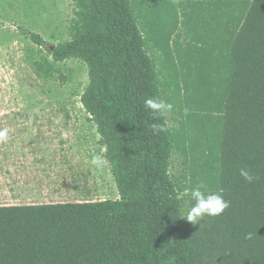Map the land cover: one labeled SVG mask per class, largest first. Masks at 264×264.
Returning a JSON list of instances; mask_svg holds the SVG:
<instances>
[{"label": "trees", "instance_id": "16d2710c", "mask_svg": "<svg viewBox=\"0 0 264 264\" xmlns=\"http://www.w3.org/2000/svg\"><path fill=\"white\" fill-rule=\"evenodd\" d=\"M179 1L73 0L70 41L29 35L47 52L39 76L87 65L81 103L120 198L0 206V264H264V0ZM153 97L173 104L172 127L145 106ZM199 183L230 207L193 225L194 202L178 197Z\"/></svg>", "mask_w": 264, "mask_h": 264}, {"label": "rangeland", "instance_id": "374dc122", "mask_svg": "<svg viewBox=\"0 0 264 264\" xmlns=\"http://www.w3.org/2000/svg\"><path fill=\"white\" fill-rule=\"evenodd\" d=\"M74 13L73 0H0V118H36L35 125L49 127L51 133L41 144L42 149L45 145L49 151L43 160L33 152L34 137L19 146L31 149L32 154L23 152L24 160H18V166L24 171L15 180L13 171L4 163L10 151L6 148L10 146L3 142L0 147V206L120 198L109 163L103 168L90 163L92 155H104L105 148L96 125L81 103L89 84L87 65L80 60H69L56 64L48 77L39 76L34 66L35 61L47 56V52L36 46L29 35H40L47 47L54 49L72 39ZM178 14L181 15L180 10ZM174 113L173 109L167 115L171 127L175 123ZM170 172L175 182L181 186L186 183L183 159L177 151L173 154ZM16 184H30L33 188L19 190L12 186Z\"/></svg>", "mask_w": 264, "mask_h": 264}, {"label": "clouds", "instance_id": "9594fccd", "mask_svg": "<svg viewBox=\"0 0 264 264\" xmlns=\"http://www.w3.org/2000/svg\"><path fill=\"white\" fill-rule=\"evenodd\" d=\"M145 106L156 113L158 117H166L172 112L174 107L173 104L158 97L147 99L145 101ZM152 127L156 132L167 130L160 124H153ZM8 138L9 130L7 128H0V143L5 142ZM104 151H106V148ZM90 163L96 168H103L107 165L108 160L102 154H93ZM239 174L247 183H252L256 179L255 175L247 169H240ZM189 195L190 202L194 203H191V206L187 208L186 214L182 218H186L187 221L193 225L198 224L199 220L205 216H220L230 207V202L224 198L222 191H211L203 183H199L190 189H185L178 198L183 199L185 196ZM251 238L252 233H247L245 235V239Z\"/></svg>", "mask_w": 264, "mask_h": 264}, {"label": "crops", "instance_id": "0c3cea01", "mask_svg": "<svg viewBox=\"0 0 264 264\" xmlns=\"http://www.w3.org/2000/svg\"><path fill=\"white\" fill-rule=\"evenodd\" d=\"M172 2L174 4L180 3L179 0H176V2L174 0H172ZM153 9H154L153 4L148 3V7H146V9L144 10L145 17L148 14V11L153 10ZM160 22L161 21L157 18L147 17L146 19H144L142 21V24H143V26L148 28V26H150V27L158 26ZM10 123L16 124V126H7ZM36 123H37L36 118L28 119V120H22L19 117L18 118H10V119L0 118V128H7L9 130V138L5 141V144L7 146H10L9 148H6L7 150H10V151H9V153H7V155L9 157H6V160H4V163L8 165V167H7L8 169L13 171V179L14 180L19 179L21 174L24 171L22 168H19V166H18L19 165L18 160H20V159L24 160V158L22 157L23 152H25V151L30 152V153L32 152V150L27 148V147L20 148L19 147L20 145H23L24 143H26V141H27V143H29V141L31 140V137H34V143H35V147L33 149L34 154L39 155V157H40L39 159L43 160V158L46 156V152H49V151H46L45 145H44V148L42 149L41 144H42V142L47 141V135L51 134L49 132L50 129H49V127L36 126L35 125ZM39 123L41 124L43 122H39ZM21 124H25V125L22 126ZM22 135H23V137H22ZM1 146H3V143H0V147ZM33 160H31L30 163H32ZM12 186H14L15 188H17L19 190H21L23 188H25V189L33 188V186H31L30 184L29 185L16 184V185H12ZM42 187L46 188V185L43 184ZM26 192L29 193L28 191H26ZM86 202H89V201H86ZM2 206H4V205H2ZM6 206H14V205H6Z\"/></svg>", "mask_w": 264, "mask_h": 264}]
</instances>
